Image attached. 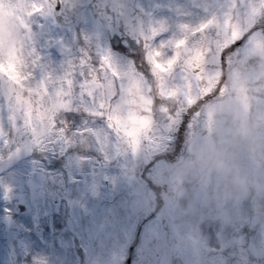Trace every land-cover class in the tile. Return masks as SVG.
Instances as JSON below:
<instances>
[{
  "label": "rangeland",
  "instance_id": "obj_1",
  "mask_svg": "<svg viewBox=\"0 0 264 264\" xmlns=\"http://www.w3.org/2000/svg\"><path fill=\"white\" fill-rule=\"evenodd\" d=\"M95 1L0 0V264H264V0Z\"/></svg>",
  "mask_w": 264,
  "mask_h": 264
},
{
  "label": "snow or ice",
  "instance_id": "obj_2",
  "mask_svg": "<svg viewBox=\"0 0 264 264\" xmlns=\"http://www.w3.org/2000/svg\"><path fill=\"white\" fill-rule=\"evenodd\" d=\"M243 40L236 41L233 45H230L224 52L223 55L227 56L228 54H231L236 48H238L241 44H243ZM134 42H129L127 39H121L116 38L113 40L111 48H114L117 50L118 53H123L125 58L128 56L135 57L136 53L134 50H132V44ZM138 47V45H137ZM111 50V49H110ZM55 49L53 50V55H55ZM7 192H10L11 189H7Z\"/></svg>",
  "mask_w": 264,
  "mask_h": 264
},
{
  "label": "clouds",
  "instance_id": "obj_3",
  "mask_svg": "<svg viewBox=\"0 0 264 264\" xmlns=\"http://www.w3.org/2000/svg\"><path fill=\"white\" fill-rule=\"evenodd\" d=\"M262 127L254 120L247 122L242 130V134L249 137H257L260 135Z\"/></svg>",
  "mask_w": 264,
  "mask_h": 264
},
{
  "label": "trees",
  "instance_id": "obj_4",
  "mask_svg": "<svg viewBox=\"0 0 264 264\" xmlns=\"http://www.w3.org/2000/svg\"><path fill=\"white\" fill-rule=\"evenodd\" d=\"M137 45H138V47H137ZM135 44V43H133L132 44V50H134L135 51V53H136V55H135V57H133V59H135L136 61H143V62H145V57H144V50H143V48H142V46H141V44ZM135 47V48H134ZM137 47V48H136ZM142 64V63H141ZM140 64V65H141ZM147 70H148V68H147ZM147 70H146V72H147ZM210 98V97H209ZM156 100L157 101H160V102H163L164 100L163 99H161L159 96H156ZM165 102V101H164ZM166 103V102H165ZM157 105H158V103H157ZM201 105V104H200ZM195 110V108H191V112L192 111H194ZM71 119V117L70 116H68L67 117V119L66 120H70Z\"/></svg>",
  "mask_w": 264,
  "mask_h": 264
},
{
  "label": "flooded vegetation",
  "instance_id": "obj_5",
  "mask_svg": "<svg viewBox=\"0 0 264 264\" xmlns=\"http://www.w3.org/2000/svg\"><path fill=\"white\" fill-rule=\"evenodd\" d=\"M109 1V0H108ZM97 2V1H96ZM111 6V5H110Z\"/></svg>",
  "mask_w": 264,
  "mask_h": 264
}]
</instances>
